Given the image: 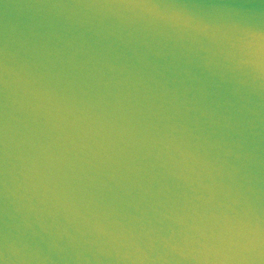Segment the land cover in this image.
<instances>
[{"label": "water", "instance_id": "95a60500", "mask_svg": "<svg viewBox=\"0 0 264 264\" xmlns=\"http://www.w3.org/2000/svg\"><path fill=\"white\" fill-rule=\"evenodd\" d=\"M0 264H264V0H0Z\"/></svg>", "mask_w": 264, "mask_h": 264}]
</instances>
